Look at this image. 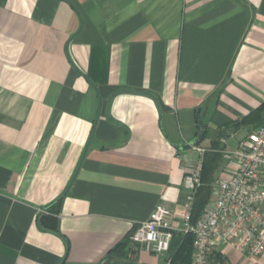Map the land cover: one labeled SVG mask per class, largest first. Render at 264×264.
<instances>
[{
	"label": "crops",
	"instance_id": "0c3cea01",
	"mask_svg": "<svg viewBox=\"0 0 264 264\" xmlns=\"http://www.w3.org/2000/svg\"><path fill=\"white\" fill-rule=\"evenodd\" d=\"M262 123L264 0H0V264H170L129 236Z\"/></svg>",
	"mask_w": 264,
	"mask_h": 264
},
{
	"label": "built area",
	"instance_id": "2783aa9c",
	"mask_svg": "<svg viewBox=\"0 0 264 264\" xmlns=\"http://www.w3.org/2000/svg\"><path fill=\"white\" fill-rule=\"evenodd\" d=\"M199 154L184 178L188 192L185 210L178 221L164 205H157L147 221L129 236L135 247L166 254L175 234L193 235L192 264H210L211 248L220 244L248 258L264 253V124L242 139L235 150H223L229 164L224 176L215 179L211 198L200 219L192 223L195 193L202 185L206 149Z\"/></svg>",
	"mask_w": 264,
	"mask_h": 264
},
{
	"label": "trees",
	"instance_id": "16d2710c",
	"mask_svg": "<svg viewBox=\"0 0 264 264\" xmlns=\"http://www.w3.org/2000/svg\"><path fill=\"white\" fill-rule=\"evenodd\" d=\"M253 118L258 119L259 115L258 112H255L251 115L249 118H245L241 124H252L253 122H250ZM263 124V123H262ZM261 124V125H262ZM259 125L258 127H260ZM257 129V128H256ZM201 137H199L200 140ZM219 144L217 142H214L212 145V149H219ZM222 154L220 152H209L206 151L203 159V165H202V176L201 181L202 185L200 188H198L194 202H193V208L191 213V220L192 223H196L204 211V208L208 204L211 195H212V186L216 179V173L221 170V165L219 162H221ZM219 169V170H218ZM61 200H59L57 203H60ZM53 205L49 207L52 208ZM170 251L173 252L171 255L170 264H192V257H193V235L187 234V235H181V234H175ZM169 251V252H170ZM210 259L217 261L219 264H224L223 259L221 256L217 253H212Z\"/></svg>",
	"mask_w": 264,
	"mask_h": 264
},
{
	"label": "rangeland",
	"instance_id": "374dc122",
	"mask_svg": "<svg viewBox=\"0 0 264 264\" xmlns=\"http://www.w3.org/2000/svg\"><path fill=\"white\" fill-rule=\"evenodd\" d=\"M247 135H248V130L247 129H241L239 132H237L236 135L228 136L227 137L228 148L230 150H235L236 146H237V142L240 141L241 139H243L244 137H246ZM224 166H225V164L222 165L221 170L218 169L219 171L216 174L217 175L216 178H218L222 174ZM210 264H219V263L217 261L215 262V260L211 259Z\"/></svg>",
	"mask_w": 264,
	"mask_h": 264
},
{
	"label": "water",
	"instance_id": "95a60500",
	"mask_svg": "<svg viewBox=\"0 0 264 264\" xmlns=\"http://www.w3.org/2000/svg\"><path fill=\"white\" fill-rule=\"evenodd\" d=\"M197 126H198V134H197V140H198L202 132V125L199 119V110H197Z\"/></svg>",
	"mask_w": 264,
	"mask_h": 264
}]
</instances>
